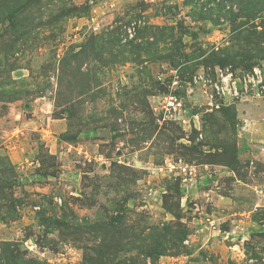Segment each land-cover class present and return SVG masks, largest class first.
Masks as SVG:
<instances>
[{
    "label": "rangeland",
    "instance_id": "1",
    "mask_svg": "<svg viewBox=\"0 0 264 264\" xmlns=\"http://www.w3.org/2000/svg\"><path fill=\"white\" fill-rule=\"evenodd\" d=\"M263 64L264 0H0V264H264V98L194 83Z\"/></svg>",
    "mask_w": 264,
    "mask_h": 264
},
{
    "label": "built area",
    "instance_id": "2",
    "mask_svg": "<svg viewBox=\"0 0 264 264\" xmlns=\"http://www.w3.org/2000/svg\"><path fill=\"white\" fill-rule=\"evenodd\" d=\"M194 83H201L206 100L204 104L209 111L221 109L247 97L264 98V64L256 65L242 73H236L227 67H216L212 77L206 76L204 73H198L194 78ZM171 98L176 99L180 112L186 108L184 102L176 97ZM182 116L181 118L184 119V116ZM185 122H187V119ZM260 154L264 158V146L260 148ZM179 167L181 172L186 175L194 173L192 166L181 165Z\"/></svg>",
    "mask_w": 264,
    "mask_h": 264
}]
</instances>
